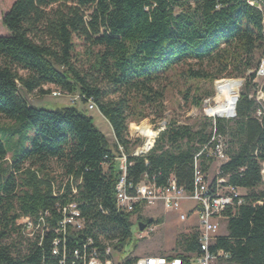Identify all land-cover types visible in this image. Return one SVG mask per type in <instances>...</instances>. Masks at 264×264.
<instances>
[{"label": "trees", "instance_id": "16d2710c", "mask_svg": "<svg viewBox=\"0 0 264 264\" xmlns=\"http://www.w3.org/2000/svg\"><path fill=\"white\" fill-rule=\"evenodd\" d=\"M248 1L12 2L1 17L7 35L0 36V119L15 125L0 129V264H58L63 253L70 264L87 239L102 259L108 244L122 260L126 247L137 246L131 218L146 226L153 221L140 217V206L132 213L117 212L118 146L132 186L149 179L160 187L173 176L190 193L194 158L213 129L226 145L218 176L245 194L242 204L227 208L226 234L216 235L209 250L226 254L224 264H264V115L257 116L261 108L250 98L264 58V32L262 14ZM178 68L187 81L243 80L235 117H204L195 126L170 121L148 153L132 156L130 122L143 120L151 109L162 117L169 79ZM50 87L92 98L111 128L113 150L87 112L70 105L37 108L21 95L45 96ZM190 92L184 101L199 107L201 97ZM19 134L7 148L2 137L9 143ZM197 163L206 175L214 161L203 154ZM68 203L76 204L84 225L80 231L68 229L64 252L60 245V256H53L58 207ZM40 213L44 223L29 238L17 222L36 223ZM176 245L181 253L172 257L184 263L199 254L197 232L180 235ZM125 259L126 264L136 260Z\"/></svg>", "mask_w": 264, "mask_h": 264}, {"label": "built area", "instance_id": "2783aa9c", "mask_svg": "<svg viewBox=\"0 0 264 264\" xmlns=\"http://www.w3.org/2000/svg\"><path fill=\"white\" fill-rule=\"evenodd\" d=\"M248 4L262 14L264 32V2L260 0H250ZM254 83L256 84L255 91L250 98H253L260 106L261 109L258 110L257 116H261L264 115V58L260 60L255 70ZM51 94L54 97L64 95L58 90L53 91ZM79 98L81 101H84L87 110H97L92 98L85 99L81 96H79ZM232 118H234V116L230 119ZM157 135L158 133H156L152 144L147 149L140 150L138 153L132 154V156H140L148 153L153 148ZM225 149L226 145L224 139L213 129L210 140L201 148L194 158L196 164L194 188L192 192L187 193L182 187L177 185L173 176H170L166 184L160 187L156 186L154 182L149 179H144L141 183L132 186L131 183L126 181V156L123 154L122 148L118 146V150L121 154L118 160L121 175L115 186V205L117 212L128 214L132 213L137 206H140L141 210H143L146 207H151L156 204H161L165 210L180 212L184 203L191 202L195 205L198 219L197 242L199 254L189 259L188 263H184L180 257L149 256L137 258L132 264H224L228 256L222 251H217L216 253L210 252L209 248L219 230V221L226 219L224 213L227 208L234 204H242V196L239 193V189L227 185L225 178L218 176V171L216 173L214 189H211L206 181V176L202 174L198 168L197 159L200 155L204 154L207 160L223 163L226 161ZM58 211L61 213V220L52 230L54 235H56V238L53 240L51 251L53 256H60V245L64 252V237L67 230L72 229L74 231H80L84 225L76 204L68 203L63 207H58ZM44 215L47 216L48 214L45 213ZM185 219V214H179L180 221H184ZM41 223H44L42 213L39 214L36 223L29 218H21L17 222V225L21 227V230L27 237L32 238L34 233L40 228ZM138 223L142 222H137V219L132 222L133 225ZM154 228L155 226L151 225L149 231H147L146 228L142 232L137 231L135 239H142L152 232ZM118 257L119 252L113 249L111 245L107 244L104 248L102 259L98 250L93 247L92 241L87 239L82 244L81 251L75 250L72 253L70 264H126L127 259L119 260ZM58 264H66L64 253L61 255Z\"/></svg>", "mask_w": 264, "mask_h": 264}, {"label": "rangeland", "instance_id": "374dc122", "mask_svg": "<svg viewBox=\"0 0 264 264\" xmlns=\"http://www.w3.org/2000/svg\"><path fill=\"white\" fill-rule=\"evenodd\" d=\"M14 0H0V36L7 35L5 28L1 25V17L8 10ZM183 68H178L169 79V83L165 92V99L163 102L164 105V113L161 118L157 117V110L151 109V111H147V117L143 120L136 122H130L128 126V138L130 140V148L132 154L138 153L142 150L145 142V138L137 133H132L131 127H138L141 124H146L152 131L156 133H160L165 129V126L170 121H175L179 125H190L195 126L200 120L204 117L210 118L211 120L216 119L217 117L209 116L206 112L207 108L213 107L219 101V98L216 94L215 83L217 81L222 80H233V79H220L214 81L213 83L200 81H187L184 77L181 76L183 73ZM240 81L241 79H234ZM242 86V84H241ZM239 86L235 90V95L239 96V92L241 89ZM47 89V88H46ZM50 92L56 91V88L50 87L48 88ZM191 89V95L196 94L201 97V105L199 107H195L189 102L184 101L185 92ZM21 95L25 98V100L34 107L37 108H46L52 109L55 105H70L75 106L79 110L87 112V114L92 117L93 123L95 127L105 136L108 147L110 150H113L114 139L112 135L111 128L108 122L100 116L97 110L89 111L86 108V104L80 100L79 95H62L60 97H54L52 94H48L45 96H40L37 93L25 94L21 93ZM226 119L227 118H220ZM233 119V118H232ZM17 125V124H16ZM15 127L14 122L5 121L0 119V129L3 131L11 130ZM24 132V131H23ZM22 132V133H23ZM9 132H6L8 135ZM21 133V134H22ZM158 136V135H157ZM18 137L21 135H16L9 143L7 142V136L2 137V140L7 148L11 146V144L17 143ZM10 155H8L7 161H9ZM221 163L214 162L209 171L207 172L206 181L210 184L216 176L219 165ZM54 169L56 167L54 166ZM263 178V176H262ZM58 181L60 178L58 176ZM264 184V178H263ZM245 192H240V195H244ZM191 204L183 205L181 208L182 213H186L190 208ZM179 212L168 211L163 208L161 204H156L151 207H146L141 211L140 217L146 221H153V226H155L154 230L150 232L148 235L144 236L142 239L137 240V246L134 250L131 247H126L124 253L121 255L122 260L125 258L129 259H137L139 256H147L153 255L156 251L167 248L171 245L172 240H174L173 251L174 253H178L176 251V240L187 229L195 232L193 230L196 228V220L190 217L188 222H182L179 220L178 215ZM195 214V213H193ZM160 217V218H159ZM137 218L133 217L131 219L134 222ZM161 221V223H159ZM138 222V220H137ZM225 220L222 219L219 221V230L217 235H222L225 231ZM159 223L158 225H155ZM151 226V225H150ZM149 225L146 227V230L149 231ZM132 231L135 234L137 233V224H134L132 227ZM138 237V236H137ZM136 238V237H135ZM173 251H171L173 253ZM170 252V251H169ZM170 252V253H171ZM173 253V254H174Z\"/></svg>", "mask_w": 264, "mask_h": 264}, {"label": "bare ground", "instance_id": "6f19581e", "mask_svg": "<svg viewBox=\"0 0 264 264\" xmlns=\"http://www.w3.org/2000/svg\"><path fill=\"white\" fill-rule=\"evenodd\" d=\"M240 86L237 80H222L215 83L216 94L219 101L213 107L207 108L206 112L209 116L219 118H231L233 115L234 106L236 105L235 90ZM132 133L140 134L145 138L142 150L147 149L156 135L146 124H141L138 127H131ZM262 176L264 178V165L262 168Z\"/></svg>", "mask_w": 264, "mask_h": 264}, {"label": "crops", "instance_id": "0c3cea01", "mask_svg": "<svg viewBox=\"0 0 264 264\" xmlns=\"http://www.w3.org/2000/svg\"><path fill=\"white\" fill-rule=\"evenodd\" d=\"M101 116V115H100ZM113 135V134H112ZM113 139H114V137H113ZM240 192H245L244 190H239V193ZM241 196H243V195H241ZM186 204H191L192 206H191V208L186 212V213H182L181 211L179 212L180 214L182 213V214H185L186 215V219L184 220V221H182V222H188L189 221V219H190V217L191 218H193L194 220H196V228H194L193 230H195V232H197V230H198V219H197V212L195 211V205L193 204V203H191V202H187V203H184L183 205H186ZM183 205H182V207H183ZM142 211V210H141ZM193 213H195V214H193ZM160 218V217H159ZM178 218H179V215H178ZM225 221H226V219H224ZM159 223H161V221L159 222ZM158 223V224H159ZM193 231H191V230H189V229H187V227H186V230L184 231V232H182L181 233V235H189L190 233H192ZM226 234V223H225V231L223 232V234L222 235H225ZM175 245H176V243H175ZM173 246H174V240H172V243H171V245L170 246H168L167 248H163V249H160V250H158V251H156L155 252V254H153V255H147V256H139L138 258H140V257H149V256H165V257H172V255H175V253H174V251H173ZM176 248H177V250L176 251H179L178 253H181V249H180V247L179 246H177L176 245ZM171 251H173V253L170 252ZM177 254V253H176ZM194 257V256H193ZM192 257V258H193Z\"/></svg>", "mask_w": 264, "mask_h": 264}, {"label": "water", "instance_id": "95a60500", "mask_svg": "<svg viewBox=\"0 0 264 264\" xmlns=\"http://www.w3.org/2000/svg\"><path fill=\"white\" fill-rule=\"evenodd\" d=\"M239 82H240V86H241L243 80H240ZM237 100H238V95L236 97V102H237ZM236 102H235V104H236ZM232 116L235 117V106H234V110H233V115ZM145 228H146V225L145 224H143V223H138L137 224V229H138L139 232H142Z\"/></svg>", "mask_w": 264, "mask_h": 264}]
</instances>
